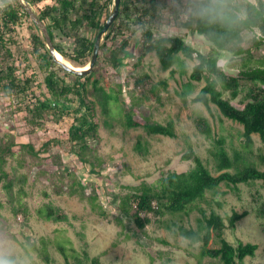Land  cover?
Returning <instances> with one entry per match:
<instances>
[{"label":"trees","instance_id":"obj_1","mask_svg":"<svg viewBox=\"0 0 264 264\" xmlns=\"http://www.w3.org/2000/svg\"><path fill=\"white\" fill-rule=\"evenodd\" d=\"M25 1L46 25L55 50L74 67L87 65L96 36L109 15L112 0ZM165 23L174 30H185L189 39L162 34L160 26ZM24 28L27 30L26 47L19 43ZM245 32L252 34L251 39H245ZM196 38L208 43L212 53L204 55L197 50L192 44ZM61 42H67L70 48L64 49ZM138 44L139 54L132 64L134 69L149 53L156 55L163 70L177 65V68L170 69V76H187V82L178 92L183 103L194 94L196 84L204 81L190 98L192 103L203 105L208 113H212L213 105L221 118L240 124L244 149L252 147L254 134L264 140V53L261 56L258 53L260 49L264 52V0H120L117 18L100 44L93 70L85 76L66 71L53 59L42 32L17 0H0V92L9 101H15L14 107L24 112V121L30 127L41 129L49 124H66L65 142L74 156L90 172L100 174L105 163L97 154L95 145H90L91 140L100 139L101 117L103 124L111 128L108 120L112 116L111 103L115 101L116 104L122 99L120 101L124 104L127 87L125 78L122 83L112 81L108 86L104 80L109 71L123 70ZM225 51L241 62L236 74L226 73L217 64ZM189 60H196L190 72L186 63ZM148 77L146 73L141 74L134 85L142 84ZM158 87L166 91L167 81H160ZM158 87L152 86L150 92L157 93ZM128 96L133 98V95ZM234 101L239 106L234 105ZM133 113L130 107L123 108L121 125L124 128L142 127L148 135L176 137L173 119L165 123L149 118L138 122L133 119ZM192 120L199 133L211 140L212 127L207 117L195 116ZM3 140L0 142V192L6 201L0 199V211L7 202L14 218L22 214L25 219L29 214L25 204L27 173L18 172L23 166L21 160L25 159L13 152L14 139ZM53 140L43 143L38 151L30 143L19 145V148L27 149L28 155L37 158L39 153L48 150ZM215 144L209 154L216 175L194 151H189L182 156V159L193 161L189 170L160 173L154 182L141 181L130 187L129 192L118 193V214L130 217L138 231L150 223L147 216H139L140 212L154 214L155 218L177 217L165 228L175 237L188 241L190 246L198 247L195 256L198 264H202L205 258L219 264H244L246 257L255 255L258 245L241 240L234 244L225 237V231L235 230L236 223L248 212L232 210L230 215L223 217L219 210L223 207L225 192L219 193L218 189L224 184L231 192L237 193L239 184L264 182V169H259L240 151L229 153L223 138L215 139ZM133 149L145 157L149 153V143L138 139ZM9 158L17 161V165L11 166V173L6 168ZM259 161L264 164V155ZM67 175L71 176L66 187L68 195L81 199L88 197L84 195L85 181L70 172L57 178L59 183L54 182L55 191L60 192ZM207 194L211 196V202H206ZM88 198L92 209L101 208L100 214L104 216L106 212L102 210L97 194ZM253 200L257 203L255 211L264 232V202L257 201L255 196ZM203 201L209 210L201 205ZM193 212L197 213L195 224H185L183 219L189 218ZM37 213L39 218L54 222L67 218L49 203ZM157 240L167 244L164 239ZM41 243L38 254L45 264H49L48 244L43 240ZM56 247L66 264H100L99 256L89 257L85 249L78 254L62 244Z\"/></svg>","mask_w":264,"mask_h":264},{"label":"rangeland","instance_id":"obj_2","mask_svg":"<svg viewBox=\"0 0 264 264\" xmlns=\"http://www.w3.org/2000/svg\"><path fill=\"white\" fill-rule=\"evenodd\" d=\"M31 8L34 11L32 6ZM112 8L113 0L109 13ZM160 27L162 34L181 35L189 39L185 30H174L167 23ZM26 31L24 28L19 36V43L23 47L28 45L25 39ZM243 35L247 40L252 37L249 32ZM198 39L196 38L192 43L194 47L204 55L212 53L208 43H202ZM61 44L64 49L70 48L67 42ZM139 48L138 44L133 49L135 54L128 59L123 70L115 73L109 71L104 80V84L108 86L112 81L115 84L122 83L125 78L127 87L124 92V104L120 101L122 99L116 104L115 101L111 103L112 116L108 119L110 129L103 124L104 119L98 111L101 117L100 139L91 140L90 145H95L97 154L105 163L100 174L90 172L74 156L69 144L65 142L66 124H49L41 129L30 127L24 121V112L21 113L14 107L15 101H9L0 92V142L3 138L14 139L13 152L19 154V158L25 159L23 162L21 160L23 166L18 168V172L27 173L25 204L29 210L25 219L22 214L14 218L7 202L0 211V260L5 261L6 264H45L38 254L42 240L48 244L49 264H66L57 250V244L74 249L78 254L85 249L89 257L99 256L100 264H198L195 257L199 251L198 247L190 246L188 241L175 237L165 228L170 220H175L177 217L171 218L167 215L155 218L154 214H148L150 223L144 230L138 231L134 228L130 217L118 214L117 194L129 192L130 187L141 181L154 182L160 173L189 170L193 166V161L182 159V156L189 151H194L216 175L209 150L216 145L215 139L219 138L224 139V146L229 153L233 150L240 151L259 169H264V164L259 161V157L264 155V140L254 134L252 147L249 150L244 149L240 137L242 130L240 124L221 118L213 105L212 113H208L203 105L190 101V98L204 85V81L196 84L194 94L183 103L178 92L187 82V76L176 74L171 77L170 69L178 66L174 65L168 70H163L154 53L147 54L142 64L134 69L132 64L139 54ZM258 53L261 56L264 53L263 49ZM195 62L196 60L186 62L188 72ZM217 64L228 74H236L241 68L240 60L227 51L222 53ZM32 65H35L34 61ZM144 73L149 77L142 84L134 85L135 80ZM163 80L167 81L166 91L158 87L159 82ZM152 86L158 87L157 93L150 92ZM128 95H133V98ZM233 104L239 106L236 101ZM127 106L134 110L133 119L138 122H144L146 118L161 123L173 119L176 137L148 135L142 127L124 128L121 125L122 110ZM195 116L207 117L212 127L211 140L205 139L199 133L192 120ZM52 139L58 141L53 140L48 145V150L39 153L37 158L28 155L27 149L19 148V145L30 143L38 151L43 147V143ZM138 139L149 143V153L145 157L140 156L133 149ZM12 165H17V161L9 158L6 166L9 173ZM68 172L85 181V196L97 194L102 210L106 212L104 216L100 214L101 208L92 209L88 197L81 199L79 196L68 195L66 187L70 175L62 181L64 184L61 190L58 189L60 192L55 191L57 188L54 182L59 183L57 178L61 175L65 176ZM237 189L238 192L233 193L224 184L218 189L219 193L225 192L222 197L223 207L219 210L223 217L230 215L232 210L248 212L236 223L235 230L225 231V237L234 244L239 240L257 244L255 255L246 257L244 264H264V232L262 221L255 211L257 203L253 200L255 196L257 201L264 202V182L242 183L237 185ZM0 199L6 201L1 192ZM206 202H211L209 194L206 195ZM206 202H201V205L209 210ZM47 203L66 215V220L54 222L39 218L37 210L43 209ZM196 216L197 213L193 212L189 218L183 217V222L194 225ZM157 239H164L167 244H161ZM202 264L219 263L205 258Z\"/></svg>","mask_w":264,"mask_h":264},{"label":"water","instance_id":"obj_3","mask_svg":"<svg viewBox=\"0 0 264 264\" xmlns=\"http://www.w3.org/2000/svg\"><path fill=\"white\" fill-rule=\"evenodd\" d=\"M23 7L24 9L28 12L29 16L31 17L32 21L34 22V24L40 29V31L42 32L45 40H46V46L49 49V53L50 55L53 57V59L59 64L61 65V67L63 69H65L68 72H71L75 75L78 76H85L88 73H90L93 70V66L96 62L97 56H98V52H99V47L100 44L105 36V34L107 33L108 29L110 28V26L112 25V23L115 21V19L117 18L118 12H119V5H120V0H113V8L110 11L102 29L99 31V33L96 36V39L94 41V45H93V51H92V56L91 59L89 61V63L87 64V69H83L82 67H74L72 64H66L63 61H60L57 57H56V53H58L54 46H53V42L48 34V30L46 28V25L44 23H42L39 18L37 17V15L34 13L33 9L31 8V6L29 5L28 2H26L25 0H17ZM66 61V60H65ZM70 63V62H69Z\"/></svg>","mask_w":264,"mask_h":264},{"label":"bare ground","instance_id":"obj_4","mask_svg":"<svg viewBox=\"0 0 264 264\" xmlns=\"http://www.w3.org/2000/svg\"><path fill=\"white\" fill-rule=\"evenodd\" d=\"M56 57H57L60 61H63V62H65V63L68 64V65L70 64L68 61H65V59H64L59 53H56ZM87 67H88V66L85 65L84 68H83V67H82V68H83V69H87Z\"/></svg>","mask_w":264,"mask_h":264},{"label":"built area","instance_id":"obj_5","mask_svg":"<svg viewBox=\"0 0 264 264\" xmlns=\"http://www.w3.org/2000/svg\"><path fill=\"white\" fill-rule=\"evenodd\" d=\"M133 208L135 210L136 209V206L134 205ZM148 214H150V213H148ZM148 214H145L144 212H140L139 213V216H141L143 218V217L147 216Z\"/></svg>","mask_w":264,"mask_h":264},{"label":"clouds","instance_id":"obj_6","mask_svg":"<svg viewBox=\"0 0 264 264\" xmlns=\"http://www.w3.org/2000/svg\"><path fill=\"white\" fill-rule=\"evenodd\" d=\"M0 264H6V262L3 260H0Z\"/></svg>","mask_w":264,"mask_h":264}]
</instances>
